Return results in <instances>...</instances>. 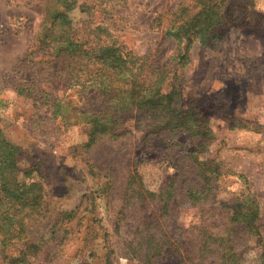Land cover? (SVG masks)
I'll use <instances>...</instances> for the list:
<instances>
[{"label": "rangeland", "instance_id": "rangeland-1", "mask_svg": "<svg viewBox=\"0 0 264 264\" xmlns=\"http://www.w3.org/2000/svg\"><path fill=\"white\" fill-rule=\"evenodd\" d=\"M47 2L0 0V139L18 147L17 179L41 189L34 208L37 188L22 190L20 229L1 228L10 238L0 264H137L156 252L151 264H221L226 251L256 264L264 249V0H218L223 38L208 45L165 34L175 11L192 0H86L88 11L79 0L67 13L70 37L97 43V33L109 42L113 36L146 57L149 70L168 75L184 108L192 104L206 116L212 140L200 158L218 173L196 205L186 200L198 181L197 138L188 132L135 129L126 114L119 136L101 135L86 147V125L55 117L57 99L79 107L87 96L67 88L65 59L37 49ZM180 52L186 57L179 61ZM134 169L135 189L157 193L173 180L168 214L157 211V197L128 195ZM205 235L222 238L219 248L210 244L212 253L201 252Z\"/></svg>", "mask_w": 264, "mask_h": 264}, {"label": "trees", "instance_id": "trees-1", "mask_svg": "<svg viewBox=\"0 0 264 264\" xmlns=\"http://www.w3.org/2000/svg\"><path fill=\"white\" fill-rule=\"evenodd\" d=\"M79 0H48L44 18L42 20L38 37L37 49H52L58 58L67 62L66 85L67 88L78 87L79 91L87 96L81 106L62 102L57 99L53 104V114L60 117V121L67 124L69 119L72 124H84L87 126V141L85 146H91L101 135L119 136L118 131L122 124V115H134V128L140 129L148 126L150 133L182 130L188 132L191 137L197 138V149L191 151V157L196 164L198 181L190 187L186 194V200L191 205L203 201L214 189L213 175L217 174L213 169L211 160L200 158V153L207 151L212 139L206 125V116L192 104L184 108L181 102L180 89L175 85L167 87L168 75L163 71L149 70L146 57L136 55L130 50H125L113 38L110 42L95 34V41H80L69 36L71 22L67 13L77 6ZM79 4L86 11L90 8L86 0ZM251 1V0H249ZM85 2V3H84ZM98 5L110 2V0H94ZM192 5H181L173 14V21L165 31L166 36L172 37L179 43L187 41V45L197 42L208 45L211 42L223 38V33L218 27L224 23L218 0H192ZM87 5V6H86ZM102 27L95 26L93 30L102 31ZM90 41V42H89ZM181 53V52H180ZM186 57V52L178 56V60ZM19 93H23L20 90ZM95 104L98 107H91ZM70 109L64 112V109ZM148 121V122H147ZM69 123V122H68ZM0 127V134H1ZM18 147L5 139H0V226L9 229H20L21 220L16 217L21 213L25 203L21 200L22 190L37 188L30 205L34 208L40 204V185L36 182H20L17 179ZM139 175L136 169L130 176L128 194L130 197L138 193V197H157L159 199L157 211L161 216L169 213V204L174 196L175 188L173 180L166 188H160L158 192H152L141 187L135 189ZM211 183V184H210ZM21 184H25L21 189ZM21 189V191H20ZM238 213L243 210L239 208ZM249 214V213H248ZM15 218V219H14ZM15 224H19L15 226ZM10 236V235H9ZM9 236H0V247L5 246ZM221 239L218 236L205 235L201 240V252H211L210 244L219 246ZM219 251V250H215ZM160 253V252H159ZM155 254L144 253L138 258L137 264H151ZM221 264H242L234 252H223ZM25 261V256L21 259ZM264 264V249L258 262Z\"/></svg>", "mask_w": 264, "mask_h": 264}]
</instances>
